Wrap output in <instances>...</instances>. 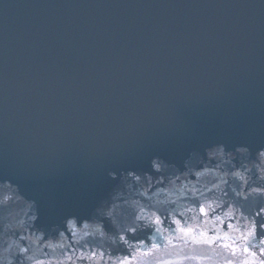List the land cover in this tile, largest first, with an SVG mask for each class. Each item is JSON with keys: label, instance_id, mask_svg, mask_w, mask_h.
<instances>
[{"label": "water", "instance_id": "obj_1", "mask_svg": "<svg viewBox=\"0 0 264 264\" xmlns=\"http://www.w3.org/2000/svg\"><path fill=\"white\" fill-rule=\"evenodd\" d=\"M221 135L264 140V6L0 0V175L45 212L87 210L117 147L179 163Z\"/></svg>", "mask_w": 264, "mask_h": 264}, {"label": "clouds", "instance_id": "obj_2", "mask_svg": "<svg viewBox=\"0 0 264 264\" xmlns=\"http://www.w3.org/2000/svg\"><path fill=\"white\" fill-rule=\"evenodd\" d=\"M144 156L114 149L100 169L109 187L87 210L49 202L45 212L43 197L0 175V264H264V140L221 135L179 163H128Z\"/></svg>", "mask_w": 264, "mask_h": 264}]
</instances>
